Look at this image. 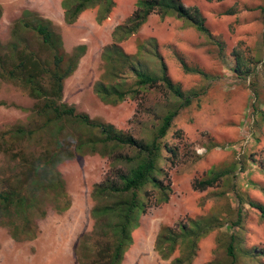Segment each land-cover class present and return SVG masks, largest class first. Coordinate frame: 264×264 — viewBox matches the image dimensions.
<instances>
[{
	"label": "rangeland",
	"instance_id": "1",
	"mask_svg": "<svg viewBox=\"0 0 264 264\" xmlns=\"http://www.w3.org/2000/svg\"><path fill=\"white\" fill-rule=\"evenodd\" d=\"M135 1L115 0L113 10L102 21L97 20V7L87 8L74 23L68 24L61 0H0V40L6 42L11 38V27L27 9L51 18L66 51L80 43L86 45L76 69L65 79L64 102L94 119L144 136L157 121L150 108L153 111L162 108L159 100L163 93L159 88L153 89L141 102L128 97L115 104L105 102L94 90V83L103 70L101 49L111 42V30L133 12ZM182 1L202 11L211 30L210 37L183 18L163 17L153 12L141 29L118 42L124 51L132 53L154 37L167 71L174 79L181 81L185 88L206 85L201 97L182 107L172 119L166 139L178 149V155L175 162L165 164L168 173L164 181L170 186L168 200L153 204L141 214L140 225L133 230V241L124 251L120 264H167L169 259L161 258L154 248L160 227L175 225L190 215L205 212L218 213L225 220L226 214L220 209L225 203L233 210L230 220L237 218L238 206L241 207L240 235L245 247L264 248V219L247 202L238 205L239 192L240 196L250 195L264 202L260 189V185L264 186V0ZM175 52L207 74L185 71ZM238 55L253 61L247 76L233 70ZM143 61L159 69L157 56L145 55ZM0 102V139L17 125H33L34 99L16 80L0 77ZM68 126L75 134H86L89 130L87 126L77 127L73 123ZM39 133L25 142L27 150L36 151V140H41L37 137ZM7 144L9 147L22 145L23 139L12 138ZM242 159L246 161L244 170ZM237 160L238 167L226 178L227 184L220 182L204 189L193 187L194 179L205 175L209 167L220 163L229 165ZM14 165L11 153L0 150V191L5 188L4 180ZM109 166L108 157L88 151L59 163L69 207L57 211L46 195H39L46 205V213L43 217H37L35 211L29 213L27 231L35 229L34 222L38 225L36 236L31 238H24L29 234L26 231L19 238L13 237L12 229L0 217V264H94L93 259L84 256L82 241L85 237L94 240L90 234L93 227L90 191L93 183L106 175ZM24 217L17 216V220L22 223ZM228 229L226 223L220 230L204 236L192 264L223 260L217 237ZM61 236H66L72 246L60 245ZM59 246L62 251L72 247L75 259L61 252L49 254ZM237 264H264V256L253 258L244 254Z\"/></svg>",
	"mask_w": 264,
	"mask_h": 264
},
{
	"label": "trees",
	"instance_id": "2",
	"mask_svg": "<svg viewBox=\"0 0 264 264\" xmlns=\"http://www.w3.org/2000/svg\"><path fill=\"white\" fill-rule=\"evenodd\" d=\"M135 2L133 12L111 30V42L101 49L103 70L94 83V90L102 100L115 104L128 97L141 102L153 89L159 88L163 93L159 100L162 108L158 111L150 108L157 121L149 126V132L144 136L116 127L111 122L94 119L87 112L77 111L64 102L65 79L76 69L86 45L80 43L66 51L62 36L55 30L51 18L27 9L11 27V38L6 42L0 40V77L16 80L28 90L34 99L31 108L35 113L32 126L17 125L1 135L0 150L11 153L15 165L4 180L5 188L0 191V217L3 224L12 229L13 237L19 238L25 231L29 234L24 238L36 236V222L35 229L30 231L25 224L29 223L31 211H35L37 217L46 213V205L42 204L39 195H46L57 211L66 210L70 204L59 163L76 157L80 152H98L110 159V166L106 175L93 183L90 191L93 221L90 234L94 240L92 242L85 237L82 241L84 256L93 259L94 264H120L124 251L133 241V230L140 225L141 214L153 204L168 200L170 186L164 181L168 173L165 164L175 162L178 149L168 143L167 131L178 111L193 104L206 91V85L185 88L181 81L168 73L154 37L141 43L132 53L124 51L118 43L141 29L153 12L163 17L174 15L183 18L210 37L211 30L202 11L182 0ZM61 4L65 21L72 24L82 11L90 7H97V20L102 21L116 3L115 0H61ZM175 54L185 71L207 74L186 62L180 53ZM145 55L157 56L158 70L143 61ZM235 60L233 70L241 76L249 75L253 61L239 55ZM69 123L77 127L87 126L89 130L86 134H75ZM36 133L41 138L36 140V151L27 150L25 142ZM12 138L23 139V144L9 147L7 143L12 142ZM243 160L229 165L214 164L205 175L194 179L193 187L204 189L220 182L227 184L226 178L239 162L243 170L246 168ZM260 189L264 193L263 185ZM240 195L239 192L238 205L247 202L264 219V202L250 195ZM220 209L226 214L225 220L218 213L205 212L190 215L175 225L163 224L155 239V252L161 258L169 259L167 264H192L200 240L227 223L230 231L221 232L217 237L224 259L209 260L206 264H237L244 254L253 258L264 256V248L256 245L247 248L243 244L240 235L243 219L239 218L241 207L238 206V216L234 220H230L233 210L229 204L221 205ZM21 215L25 216L22 223L17 220Z\"/></svg>",
	"mask_w": 264,
	"mask_h": 264
},
{
	"label": "crops",
	"instance_id": "3",
	"mask_svg": "<svg viewBox=\"0 0 264 264\" xmlns=\"http://www.w3.org/2000/svg\"><path fill=\"white\" fill-rule=\"evenodd\" d=\"M59 237H60V236H59ZM66 239H67L66 236H61V239H60V241H59V244H60V245H63V244L69 243V246H72V242H71V241H67ZM71 248H72V247L65 248V249L62 251L61 246H59V247H56L55 250H51L49 254H52L53 251H55V252H61L62 255L67 254V255H69V258H70V256H71L73 259H75L74 256H73V252H72V249H71ZM59 249H60L61 251H59ZM74 264H75V263H74Z\"/></svg>",
	"mask_w": 264,
	"mask_h": 264
}]
</instances>
